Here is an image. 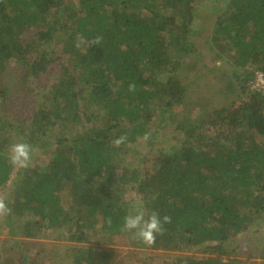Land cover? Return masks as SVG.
Returning a JSON list of instances; mask_svg holds the SVG:
<instances>
[{"label": "trees", "instance_id": "16d2710c", "mask_svg": "<svg viewBox=\"0 0 264 264\" xmlns=\"http://www.w3.org/2000/svg\"><path fill=\"white\" fill-rule=\"evenodd\" d=\"M201 1L220 12L216 57L235 51L240 82L264 75V0H0V194L12 209L0 218L11 236L0 258L41 237L76 244L57 264H117L106 245L120 234L163 264H264V242L248 247L264 219V88L188 110L181 71ZM80 36L103 41L77 48ZM52 43L68 65L49 83ZM9 62L26 67L12 87ZM159 125L171 127L159 140L170 145L154 147ZM19 141L40 151L27 168L7 158ZM137 207L171 217L152 246L121 231Z\"/></svg>", "mask_w": 264, "mask_h": 264}, {"label": "rangeland", "instance_id": "374dc122", "mask_svg": "<svg viewBox=\"0 0 264 264\" xmlns=\"http://www.w3.org/2000/svg\"><path fill=\"white\" fill-rule=\"evenodd\" d=\"M217 8L213 9L210 1H201L197 4L199 19L193 24V30L190 33L192 51L189 54V61L184 63L183 70L181 71L182 80L186 85L187 100L190 103L188 110L197 113L202 109L200 107L203 105H205V107H207L206 109L210 111L224 105L229 106L233 102L240 103L244 99H248L249 91L254 89L251 83L254 77L247 82H240L237 79L235 72H241L242 68L234 63L235 51L229 52L225 50L221 53L223 58L216 57L215 52L220 50V48L214 44V40L212 39V28L217 14L220 13ZM51 46L54 49L52 56L58 58L51 67L52 75L50 78L44 76L42 79L48 80L49 83L60 73L63 66L68 65L67 56L62 53L60 44L52 43ZM9 69L10 74L7 77V79H9L7 85L12 87L16 82L25 77L23 74L26 71V67L17 66L13 62H9ZM242 83L243 85L247 84L249 89L247 92L240 91ZM31 101L32 100L28 101V103ZM25 106L27 108V103ZM160 126L161 125L158 127ZM171 135V127H160L156 139L157 143L154 147L170 145V140H172L170 138L165 141L159 140L163 139L161 136L165 137ZM142 145L145 150L150 148L149 145H146L145 141L142 142ZM37 152L40 154L39 149L33 153L32 161L39 159L40 156L37 155ZM116 192L118 195H121L122 191L119 190ZM13 222L19 224L22 221L14 218ZM252 226H254V228L252 227L254 231L257 229L261 231L262 234L257 233L256 231L253 232L255 234L252 235L248 244L251 251L255 249L259 250V244L264 242V219L255 222ZM10 237L11 236L7 233H0V246L2 248L5 245V241ZM126 240L127 239L124 236L119 234L113 238L111 244L106 245L107 248H113L117 252V264H136L134 260L137 257L136 255H139L141 260L145 263L163 264L162 259L155 253H150L147 250L137 253L138 250L129 247ZM74 245H76L74 242L54 238L40 237L24 239L19 245H17V247H15V249H7V252L2 254L0 262H3V264H22L21 259L26 255H29L31 258L39 260V264H57L59 262L58 260L61 259V256H72V247ZM83 245L85 246L87 244L83 243ZM79 246H81V244H79Z\"/></svg>", "mask_w": 264, "mask_h": 264}, {"label": "clouds", "instance_id": "9594fccd", "mask_svg": "<svg viewBox=\"0 0 264 264\" xmlns=\"http://www.w3.org/2000/svg\"><path fill=\"white\" fill-rule=\"evenodd\" d=\"M102 41V36H96L91 40L80 36L75 43V47L81 48L82 46L99 45ZM135 90V83L129 84V91L134 92ZM149 135L148 133L145 134V140L149 138ZM126 139V135H122L114 143L116 146H120ZM35 151L36 149L31 144L19 141L10 146L7 158L13 166L27 168L31 163L32 155ZM6 200V195L0 194V218L9 215L12 211ZM108 223L111 224V219L108 220ZM168 223H171L170 216L164 215L161 217L155 210L149 213L143 207H137L134 213H129L123 218L121 231L130 233L133 239L142 242L146 246H152L155 244L157 236L164 234L166 231L165 225Z\"/></svg>", "mask_w": 264, "mask_h": 264}, {"label": "built area", "instance_id": "2783aa9c", "mask_svg": "<svg viewBox=\"0 0 264 264\" xmlns=\"http://www.w3.org/2000/svg\"><path fill=\"white\" fill-rule=\"evenodd\" d=\"M252 86L255 88H264V75L261 71H257L256 75L253 79V81L251 82Z\"/></svg>", "mask_w": 264, "mask_h": 264}]
</instances>
